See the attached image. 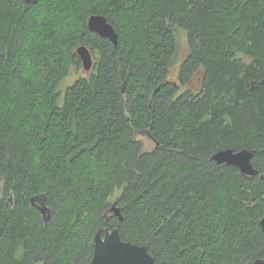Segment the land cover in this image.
I'll list each match as a JSON object with an SVG mask.
<instances>
[{
    "label": "trees",
    "instance_id": "obj_1",
    "mask_svg": "<svg viewBox=\"0 0 264 264\" xmlns=\"http://www.w3.org/2000/svg\"><path fill=\"white\" fill-rule=\"evenodd\" d=\"M263 215L264 0H0V264H89L107 227L156 264H252Z\"/></svg>",
    "mask_w": 264,
    "mask_h": 264
},
{
    "label": "water",
    "instance_id": "obj_2",
    "mask_svg": "<svg viewBox=\"0 0 264 264\" xmlns=\"http://www.w3.org/2000/svg\"><path fill=\"white\" fill-rule=\"evenodd\" d=\"M35 2V0H28ZM87 27L90 31L95 32L101 37L107 38L116 44L117 33L112 25L102 14H92L87 20ZM82 66L88 70L92 66L91 52L85 46L77 48ZM253 151L250 149H241L235 151L232 148H223L213 154L212 159L218 163L236 166L240 172L246 175H255L258 169L252 164ZM32 202H38V208L44 215L45 220L49 219V208L45 205L44 200L40 197H33ZM113 211L122 219L119 209L113 206ZM262 233L264 235V215L259 220ZM89 264H156L153 255L148 247L144 244H137L124 240L118 227L105 228L102 232L98 230L93 239V255ZM252 264H264V255L256 258Z\"/></svg>",
    "mask_w": 264,
    "mask_h": 264
},
{
    "label": "rangeland",
    "instance_id": "obj_3",
    "mask_svg": "<svg viewBox=\"0 0 264 264\" xmlns=\"http://www.w3.org/2000/svg\"><path fill=\"white\" fill-rule=\"evenodd\" d=\"M177 42H178L177 56L171 65L172 77H175L182 60L184 59L185 55L188 53L189 50L188 42L186 39V32L183 29H178L177 31ZM83 72L84 71L82 70V68L80 69L72 66L69 69L68 75L60 83V86L64 87L65 84L71 82L73 78L77 77L79 74H83ZM135 137L143 142L144 148L151 149L154 147V141L150 138V136L146 132H137Z\"/></svg>",
    "mask_w": 264,
    "mask_h": 264
},
{
    "label": "bare ground",
    "instance_id": "obj_4",
    "mask_svg": "<svg viewBox=\"0 0 264 264\" xmlns=\"http://www.w3.org/2000/svg\"><path fill=\"white\" fill-rule=\"evenodd\" d=\"M215 154V153H214Z\"/></svg>",
    "mask_w": 264,
    "mask_h": 264
}]
</instances>
